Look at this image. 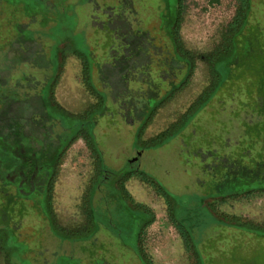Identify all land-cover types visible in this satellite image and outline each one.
<instances>
[{"label":"rangeland","instance_id":"374dc122","mask_svg":"<svg viewBox=\"0 0 264 264\" xmlns=\"http://www.w3.org/2000/svg\"><path fill=\"white\" fill-rule=\"evenodd\" d=\"M250 3L230 64L240 81L224 83L190 114L215 78L226 79V62L210 59L224 49L241 0H180L174 38L194 56L188 80L159 30L153 35L162 54L142 52L145 39L134 32V19L130 27L122 0H0V150L12 144L9 129L19 114H41L50 123L42 98L59 116L52 90L53 102L77 116L63 117L64 125L95 116V150L78 136L63 153L49 195L51 218L42 201L23 208L7 200L0 174V264H102L78 243L86 238L84 199L102 168L127 171L139 152L142 174L124 188L148 214L127 208L119 195L133 217L125 235L131 249L140 233L148 264H264V141L251 147L246 124L260 116L243 107L264 90V0ZM182 81L169 97L170 84ZM156 102L162 105L149 116ZM120 251V264H144Z\"/></svg>","mask_w":264,"mask_h":264},{"label":"flooded vegetation","instance_id":"af4514ba","mask_svg":"<svg viewBox=\"0 0 264 264\" xmlns=\"http://www.w3.org/2000/svg\"><path fill=\"white\" fill-rule=\"evenodd\" d=\"M122 2L125 15H127L125 18L131 23L130 27L133 28L132 19H134L136 24L134 32L137 36H142L145 39L142 52L149 56L162 54L161 46L163 45L156 44L157 38L153 35V31L159 30L165 35V40H158V42L169 40L175 46L172 51L174 60L184 67L185 80L187 74L191 70L193 71L195 59L193 54L185 49L176 48L177 40L174 37L179 25L180 0H177V4L174 6L170 0H122ZM141 8L145 9L142 11ZM145 18L147 21H144ZM168 54L167 57H169ZM182 83L184 85L186 82L170 84V88L183 86ZM53 94L52 90L51 105L53 112L58 111L54 114H59V116L54 117L50 112H47V101L42 98L40 105L50 123H44L42 119L44 115L41 114L35 113L31 119H26L19 114L16 124L9 129L12 144L9 145L8 149L1 148L0 150L2 155H0L2 158L0 159V174L5 181L3 184L7 189L5 192L7 200L18 201L17 205H21L23 208L40 207L42 201L45 205L47 218H51L48 209L49 190L63 153L77 136L86 137L89 128L92 129V134L95 137V116L91 119L85 117V122L81 117L79 123L64 125L63 117L77 116L53 102ZM140 114L144 115V113ZM57 123L61 127L59 132L55 129ZM141 156L142 152H139L130 160L127 171L110 172L102 168L101 172L92 179L89 192L85 196L83 203L85 220L80 228V233L84 234L86 238L78 241V243L81 244L84 251L85 249L89 250L95 260L101 258L102 264L125 263L124 253L120 251L125 249H128L134 257L139 258L144 264L149 263L143 253L140 252V233L135 250L131 249L132 246L125 237V235H129L126 229L132 223L133 217L128 215L127 210L120 203L121 198L119 199V195H122L127 208L133 206L148 214V211L141 204L130 203L124 188L125 181L131 175L134 173L142 174L139 164ZM149 219L148 216V219L142 221L141 229L150 222Z\"/></svg>","mask_w":264,"mask_h":264},{"label":"trees","instance_id":"16d2710c","mask_svg":"<svg viewBox=\"0 0 264 264\" xmlns=\"http://www.w3.org/2000/svg\"><path fill=\"white\" fill-rule=\"evenodd\" d=\"M251 3L250 0H241V5L239 7V10L237 12L235 20L231 23L229 32L230 34L226 38V44L224 46V49L216 50L211 59L210 62L213 64L215 61H225L226 64V79L223 80L221 84H219V80L217 78L214 79L213 83L209 88L206 89L204 94L201 96V98L195 103V105L192 107L191 113L199 112L200 108L207 105L208 102L212 99V97L215 95L214 92L218 91L220 87L222 88L223 84L226 85L230 82V85L240 81L241 77L239 76V73L234 71V69L230 68V64H232L235 60V57L237 56L236 47L238 45V37L241 34L242 30L245 28L247 19H248V13L250 11ZM182 49V48H180ZM232 57V58H231ZM232 61H231V59ZM234 59V60H233ZM235 66H239L238 64H235ZM215 72V71H214ZM192 74V70L187 74L186 80H188L189 76ZM216 74V72H215ZM183 85V83H182ZM183 88L182 86L179 87H171L169 89V97L175 93L177 89ZM232 90V89H230ZM255 95V94H254ZM258 96V97H257ZM256 97H253L252 102H248L246 104H243L244 108L247 106L250 108L254 114H257L260 116V118L256 122H249L246 124V132H250L249 135L251 136L250 143L251 147L253 149L258 145L259 143H263L264 141V90L262 88H259L258 95ZM162 105L161 102H156L152 108L149 106L148 113L149 116L153 114V112ZM198 107V108H197ZM197 109V110H196ZM88 115L91 114L90 112L87 113ZM91 119V118H89ZM92 129L87 130V139L90 141L91 146L95 150V137L92 134ZM166 132H163L160 134L158 138H162L165 135ZM78 137V136H77ZM157 138V139H158ZM52 187V185H51ZM51 190V188H50ZM49 190V193H50ZM126 191V190H125ZM127 192V191H126ZM50 197V196H49ZM48 209L50 206V198L48 199ZM185 238L188 240L189 236L184 233Z\"/></svg>","mask_w":264,"mask_h":264}]
</instances>
